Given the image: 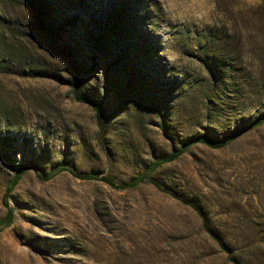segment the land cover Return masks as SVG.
I'll return each instance as SVG.
<instances>
[{"label":"rangeland","instance_id":"obj_1","mask_svg":"<svg viewBox=\"0 0 264 264\" xmlns=\"http://www.w3.org/2000/svg\"><path fill=\"white\" fill-rule=\"evenodd\" d=\"M223 59L224 92L212 78ZM211 106L221 132L262 110L264 0H0V264H231L197 212L150 181L118 188L68 169L126 182L211 133ZM152 176L210 227L254 232L264 126L223 148L196 144Z\"/></svg>","mask_w":264,"mask_h":264},{"label":"trees","instance_id":"obj_2","mask_svg":"<svg viewBox=\"0 0 264 264\" xmlns=\"http://www.w3.org/2000/svg\"><path fill=\"white\" fill-rule=\"evenodd\" d=\"M29 4L33 6V0H27ZM66 56L69 58V65L72 69L76 71V74L79 75L80 68L73 63L72 58L70 57L69 52H65ZM231 65L226 61V59L220 60L216 62V69L213 68L212 78L214 82L220 81L221 88L224 91H229V85L231 82V73L230 69ZM77 84L75 85V89H77ZM93 106L99 126L103 129L104 122L102 119V113L100 107L96 102H91ZM220 110L218 108H214L211 106V133L210 128L207 126L205 132H200L198 134L187 137L183 140L182 144L175 149H172L166 155H162L154 159L144 171H142L136 177L121 183H116L111 178L100 176L97 173L91 172H76L72 168H68L72 173L75 174L78 178L82 179H98L103 180L111 186L118 188L125 187H135L139 183L143 181H150L158 190L166 192L173 196L174 198L179 199L181 202L189 205L193 208L197 214L201 217L203 226L209 235L215 240L216 244L219 248L226 254V260L231 264H264V223L255 222L252 218H249L246 224L247 229H254V232L245 233L241 236H229L226 233L221 232L216 227H214L212 219H211V227L208 222V217L201 209V207L194 201L190 199H186L180 195H178L173 190L164 187L158 180L153 178L152 173L166 162L173 161L182 155L187 149L196 145V144H206L211 148L219 149L227 146L238 140L239 138L246 136L250 133L258 131L262 126H264V106L262 110L256 112L254 115L250 116H242L238 118L234 122L232 126H228L226 129H222L221 132L220 127ZM5 158L9 161L11 165H14L12 158L5 154ZM29 168L37 169V162L35 159H27L22 161L15 171L11 181L9 182L6 194H9L15 185L18 183L21 175L25 173ZM63 168L54 167L51 173L58 171ZM7 207L8 204H6ZM13 219V211L11 208H8L6 215L3 218V222L9 224Z\"/></svg>","mask_w":264,"mask_h":264}]
</instances>
